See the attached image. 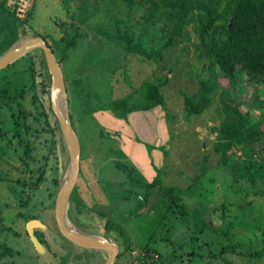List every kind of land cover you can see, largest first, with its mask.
I'll return each mask as SVG.
<instances>
[{"label": "rangeland", "instance_id": "1", "mask_svg": "<svg viewBox=\"0 0 264 264\" xmlns=\"http://www.w3.org/2000/svg\"><path fill=\"white\" fill-rule=\"evenodd\" d=\"M17 2L23 7L19 19L29 18L28 25L21 21V26L30 31L19 41L40 33L50 41H67L64 35L76 33L71 23L80 32L76 44L67 49L68 58L61 61L69 114L81 142V171L69 208L74 217L70 219L82 225L79 229L105 235V217L99 210L111 214L108 236H115L121 249L129 243L126 257L132 256V264H264V255L250 254L264 246V145L251 155L245 144L230 147L221 137L219 128L227 117L222 88L232 89L229 82L221 79L212 105L202 113H190L185 105L186 95L198 90L200 78L211 75L209 61L195 49L200 10L186 25V35L155 59L128 54L123 44L106 34L129 30L158 44L161 31L147 25L141 6L130 9L121 0H5V5L17 14ZM242 74L235 96L254 121L264 119V85L251 79L250 72ZM147 79L161 84L165 103L136 109L144 102L142 86ZM50 88L41 47L0 69L1 94L22 101L32 112L29 120L17 125L12 111L0 105V255L9 253L0 264L4 260L40 264L59 258L69 262L59 239L72 249L78 246L61 233L55 215L63 175L57 179L70 157L67 144L62 133L43 129V119L35 121L32 116L39 101L51 125H56ZM124 97L132 110L121 116L111 105ZM27 144L31 157L25 162ZM246 160L254 165L248 177L241 175ZM157 178L161 181L154 186L151 181ZM159 185L176 188L179 205L185 204L188 213L183 214L182 206L169 210V198ZM145 195L148 200L143 204ZM35 216L48 222L52 235L59 238L46 241L54 249L51 256H38L28 235V221ZM200 218L210 225L207 232L194 229ZM171 250L176 259L170 260ZM121 264H127L125 258Z\"/></svg>", "mask_w": 264, "mask_h": 264}, {"label": "trees", "instance_id": "2", "mask_svg": "<svg viewBox=\"0 0 264 264\" xmlns=\"http://www.w3.org/2000/svg\"><path fill=\"white\" fill-rule=\"evenodd\" d=\"M121 1L125 2L130 9H134L135 6L145 8L147 12L145 15V22H147L148 26L156 25L155 27L161 31V40L160 42L158 41L157 44L154 41L142 39L140 36L136 35L135 32L129 30L125 33H122L120 32L121 30H119L116 34L107 31L106 34L119 44H123L125 51L128 54L139 53L146 58L153 57L156 59L158 56H162L167 48L174 46L179 38L186 35V25L193 20H196L193 13L198 11V9L200 10V15L197 18L199 23L196 28L199 42L196 43L195 49L200 58L209 61L208 65L211 70V75L200 78L198 90L193 94L186 95L185 105L187 111L197 114L202 113L212 105L214 96L220 86L221 79L222 81L225 80V83L229 82L232 89L227 87L222 88L221 104L222 108L227 112V117L223 120L219 128L221 137L226 140L225 142L229 144L230 147H235L236 145L243 143L251 152V155H253L254 152L257 153L258 147L264 145V119L258 121L252 119L250 110H245L241 107L243 103L235 96V88L237 82L243 78L242 73L247 71L250 72L251 79L258 80L264 85V0ZM30 12L28 14H30ZM19 18V15L15 14V9L11 10L5 5V0L0 2V56L3 55L5 51H8L22 38V36L30 33V31L28 32V30L21 26V21H23L24 25H28L29 18L24 20H20ZM71 28L72 30H75L76 33L72 35L67 33L64 35L68 40L66 41L65 38H61L60 40L65 42H61L57 39L50 41L47 35L42 33L39 34L47 40L55 52L59 51L58 58L60 63L68 58L67 49L76 44L77 36L80 34L78 27H76L74 23H71ZM142 91L144 102L136 104L134 108L147 110L156 105H162L165 103V95L161 84H158L154 80H144ZM231 97L237 100L236 104L233 105L231 103L233 101L231 100ZM38 103L39 104L36 106L37 111H35V114H32L34 118L33 120L41 122V119H43V129L47 128L52 132L58 130V132L62 133L59 121L54 112L53 114L56 120L55 126L51 125L49 122L48 114L44 109V105L39 101ZM0 105H6L8 109L12 111V115H14L17 120L16 124H19L21 120H23V114L27 115L25 113L29 111L22 105V101H17L15 98L6 95V93L1 94V92ZM111 106L114 110L120 111L121 116L132 110L131 106L128 105V98L125 97L119 102H114ZM111 106L109 107L111 108ZM71 121L75 128L73 120ZM31 124L32 123L28 124L30 129L32 127ZM25 155L26 157L24 161L26 162L27 156L31 157V146L29 144H27L25 148ZM223 159V161H227L226 156H224ZM68 163L69 160H67L66 164L63 166L60 177L57 179L58 182L60 181L61 176H64ZM253 166L252 160H246L244 167H242L244 170L241 175L248 177V173ZM44 173L45 171L36 178L35 185L39 184L40 180L43 179ZM160 181L161 179L157 178L151 181V183L156 186ZM158 189L169 198V210H172L173 206H176V209L182 206V209H184L183 214L188 213L185 204L181 205L180 203L179 205L180 195L176 188L174 189L170 186L162 187L159 185ZM75 190L76 189H74L73 193ZM142 200L143 204H145L148 197L145 195ZM80 204L77 203L78 210ZM199 212V210L194 211V213L198 215ZM99 214L100 216L105 217V227L109 232L112 215L102 210H99ZM69 216L71 219L74 218L71 215ZM199 220H202V222H199V226L194 229H197V232H207L210 225L205 223L203 218H200ZM73 221L79 224L77 220L73 219ZM107 231L106 234L108 236L109 233ZM129 249L130 245L127 242L125 251L119 253L115 264H118L119 259L124 258L127 264H132L129 263L131 261L130 258L126 257V252ZM146 253H150V246L146 247ZM6 254L8 253H5V255ZM197 254L199 256L203 255L202 253L196 252L195 255ZM250 254L263 256L264 246L262 249L254 250L253 252L251 251ZM154 264L158 263L155 262Z\"/></svg>", "mask_w": 264, "mask_h": 264}, {"label": "water", "instance_id": "3", "mask_svg": "<svg viewBox=\"0 0 264 264\" xmlns=\"http://www.w3.org/2000/svg\"><path fill=\"white\" fill-rule=\"evenodd\" d=\"M37 47L43 49L51 74V107L59 121L62 136L70 153L68 167L56 197L55 215L58 228L63 235L79 245L105 249L108 252V256L104 264H115V260L120 253V246L117 241L113 237L104 234L99 235L80 230L69 217L71 196L80 175L81 142L69 114L65 78L57 53L42 35H33L17 41L6 53L0 56V69L14 63L29 50ZM61 91L66 95L64 106H61L59 102ZM43 224L39 218H32L27 224L28 233L39 251H42L44 247L36 235L35 229Z\"/></svg>", "mask_w": 264, "mask_h": 264}, {"label": "crops", "instance_id": "4", "mask_svg": "<svg viewBox=\"0 0 264 264\" xmlns=\"http://www.w3.org/2000/svg\"><path fill=\"white\" fill-rule=\"evenodd\" d=\"M76 188V187H75ZM74 188V189H75ZM73 195V194H72ZM72 198V196H71ZM70 205H71V202H70ZM70 208V207H69ZM76 216V215H75ZM36 217V216H35ZM77 217V216H76ZM36 218H39L38 216ZM32 219V218H31ZM44 224L41 225L40 227H37L35 229V233L36 235L38 236V238L40 239L41 243L43 244V247L44 249L42 251H39L38 249V252H36V254L38 255H43V256H51L52 253H55L53 251H51V248L46 245V241L48 240L49 242L51 241V237H52V240H55L57 239V235L56 233H54V235H52V231L54 230L53 227H51L49 225L48 222H44L42 221ZM49 226H48V225ZM75 224V223H74ZM76 226L79 225L82 226L80 223L79 224H75ZM45 232V233H44ZM106 233V232H104ZM44 234H46L47 238L44 237ZM114 234V233H112ZM29 235V233H28ZM106 235V234H105ZM115 235V234H114ZM55 236V237H54ZM65 236V235H64ZM66 237V236H65ZM110 237V236H109ZM67 238V237H66ZM113 238L117 241L118 245H119V240L116 239L115 236H113ZM59 239V238H58ZM68 239V238H67ZM61 243H59L58 241V245H60V247L64 250V252H66V256L67 258L69 259L70 258V261L69 262H62L63 259H58V261L56 262H52V261H40V264H104L106 259H107V256H108V252L105 250V249H102V248H96V247H86V246H82V245H79L77 243H75L76 245H78L77 247H74L73 249L70 248V246L67 245V243L63 241H61V239H59ZM70 240V239H69ZM54 243H56V241H53ZM73 242V241H72ZM51 243V242H50ZM46 245V246H45ZM57 245V243H56ZM48 246V247H47ZM120 246V245H119ZM36 247V246H35ZM126 247H124V249H121V246H120V252L121 251H125ZM54 250V249H53ZM130 249L127 251L129 252ZM173 250L170 251L169 253V256H170V260H173V259H176V257H174V254L175 252H172ZM2 252V251H1ZM4 252V251H3ZM127 252H126V255H127ZM32 253V252H31ZM132 253V251L130 252ZM9 254V253H8ZM143 253L141 252L140 255H142ZM7 255V254H6ZM5 253H3L1 255V258L0 260L2 261L4 258V256H6ZM38 255V256H39ZM129 255V258H131L132 256H130V254L128 253ZM34 256V255H33ZM137 256V255H136ZM14 261V259H13ZM116 261V260H115ZM121 261L122 259H119L118 260V264H121ZM3 264H7L6 261L4 260L3 261Z\"/></svg>", "mask_w": 264, "mask_h": 264}, {"label": "flooded vegetation", "instance_id": "5", "mask_svg": "<svg viewBox=\"0 0 264 264\" xmlns=\"http://www.w3.org/2000/svg\"><path fill=\"white\" fill-rule=\"evenodd\" d=\"M27 54V53H26ZM25 54V55H26ZM10 89V88H9ZM22 94H20V96H21ZM14 96V95H13ZM11 98H13L12 96H10ZM25 114H27V115H24L23 114V120H21L22 122H25L26 120H29V118H30V112L29 111H27ZM32 117V116H31ZM15 121H17V120H15ZM18 125V124H17ZM29 128V127H28ZM26 148V147H25ZM25 159V158H24ZM23 159V160H24ZM77 185V184H76ZM76 187V186H75ZM74 191V190H73ZM57 197V196H56ZM71 202V201H70ZM55 204H56V201H55ZM28 231V230H27ZM48 243H49V241H47ZM53 252H54V250H53ZM55 254V253H54Z\"/></svg>", "mask_w": 264, "mask_h": 264}, {"label": "bare ground", "instance_id": "6", "mask_svg": "<svg viewBox=\"0 0 264 264\" xmlns=\"http://www.w3.org/2000/svg\"><path fill=\"white\" fill-rule=\"evenodd\" d=\"M65 97H66L65 93H63V91H61V93L59 94V102H60L61 106H64ZM75 228H76V226H75Z\"/></svg>", "mask_w": 264, "mask_h": 264}, {"label": "built area", "instance_id": "7", "mask_svg": "<svg viewBox=\"0 0 264 264\" xmlns=\"http://www.w3.org/2000/svg\"><path fill=\"white\" fill-rule=\"evenodd\" d=\"M18 4V2L16 3V5ZM27 6H30V4L29 5H27ZM27 6H25V11H26V7ZM21 10H23V7H20L19 5H17V14H19L20 12H21Z\"/></svg>", "mask_w": 264, "mask_h": 264}]
</instances>
